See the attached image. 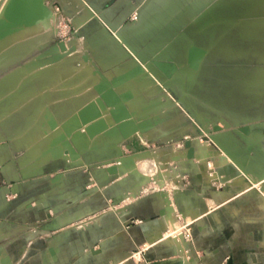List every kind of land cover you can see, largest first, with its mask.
<instances>
[{
	"label": "crops",
	"instance_id": "1",
	"mask_svg": "<svg viewBox=\"0 0 264 264\" xmlns=\"http://www.w3.org/2000/svg\"><path fill=\"white\" fill-rule=\"evenodd\" d=\"M83 1L100 24L91 29L93 17L81 28L92 40L104 32L114 43L107 39L112 47L105 49L101 44L99 60L91 59L100 72L114 78L120 66L135 60H159L158 56L165 54L167 59L180 62L184 51H171L177 38L219 2ZM121 53L126 55L123 62L119 61ZM139 97L144 102L158 98L142 91ZM160 128V135L172 132L170 122ZM105 137L93 149L114 147L121 152L117 146L120 141ZM142 159L134 161L139 164ZM92 161L87 156L76 162L59 157L42 165L31 162L23 166L13 147L0 142V264L264 261V201L252 188L235 191L234 186L219 180L208 181L194 159L180 163L185 174L180 176L178 191L167 184L170 191L163 193L142 186V175L130 169L129 158L120 159L124 170L118 166L115 175L107 172L109 166L93 168ZM169 215L176 221L171 222ZM177 230L180 234L171 238V231ZM251 246L256 248L255 258ZM137 254L140 262L132 259Z\"/></svg>",
	"mask_w": 264,
	"mask_h": 264
},
{
	"label": "rangeland",
	"instance_id": "2",
	"mask_svg": "<svg viewBox=\"0 0 264 264\" xmlns=\"http://www.w3.org/2000/svg\"><path fill=\"white\" fill-rule=\"evenodd\" d=\"M5 1L6 0H0V44L7 41L9 35L19 31L17 25L19 16H16V19H12L11 22H9V10L4 11L3 9ZM85 5L83 0H46L47 9L51 11H48L50 14H46L44 17L46 19L44 22V32L48 30L46 34L50 35L51 39L49 38V41L43 48L36 49L31 55L20 62L5 69L0 68V82L18 69L26 72L33 71L35 66L44 67L48 65L50 66V70L58 71V66L62 62L63 56L68 53H73L75 50V52H78L77 50L81 51L82 48L81 53L84 60L81 58L74 64L76 68L81 69V72H83V76L81 73V77L74 79V85L83 90L80 93L81 95H78L80 100L71 102L63 99L57 91L60 86H54L52 89L53 91L50 90V98L52 99L51 103H56H47L48 99H45V101L47 100L45 103L49 109L54 108L52 109V112L56 113L54 121L52 124L48 123L46 124L47 126L44 125L42 130L38 129L36 131L37 133L32 135L33 137L31 136L32 141H26V139H23L24 136H17L18 139L14 137L18 131V127H22L23 124V128L25 126V120L19 112L14 114L11 121H7L6 124H4L6 121H2L4 118L0 117V142L13 147L17 160L23 166H27L31 162H34V165H36V163L42 165L51 159L61 156L69 159V157L63 153V150L66 147L65 143L70 139V141L75 142V145L83 156H87V158L93 160L91 164L93 168L103 169L107 166H109L108 170L115 166L123 168L119 160L118 149L114 147L104 151L93 149V147L98 145L105 136L107 140L109 138L115 141H121L120 136L116 140L112 138V136L104 134L95 135L97 130L101 128L99 124L81 127L79 128L80 130L75 132L70 130L68 125H63L65 124L63 120H68L70 124L75 122L78 111L88 106L90 103L93 105L95 103L94 99L99 98V94L96 91L98 81H107L106 78L110 81V79L113 78L111 74L105 75L106 72H100L92 59L99 60L97 57L101 44H103L105 49L112 47L105 42L107 39L109 43H114L111 39L106 37L104 32H101L103 35L100 34L92 40V38H89L88 33L85 32V28H81L93 17L96 19L93 20L89 27L92 29V27H98L100 24L98 17L96 15L94 16L89 7ZM253 15H261L264 19V0H219L218 3L211 6L192 22L177 38V46L173 47L171 51L173 54H175L177 50L184 51L185 56L184 54L180 55V62L179 60L173 59L176 64H182L183 67L179 68L181 72L174 75L170 82L168 80V82L162 80L157 74L152 72L151 68L153 65L149 68L143 66V71L145 70V73L148 75L147 77L152 81L149 83V87L143 85L141 79H137V76L132 77L134 79L128 76L129 78L126 80H128V82L130 81L135 89H137V94H133L135 97L133 98L134 100L131 101H136V99L140 98L139 100H141V103L145 106L144 108H146V106L150 108L143 111L145 114L144 116L134 115L135 113H132L129 104L123 100L122 93L115 88L116 92L133 115V118L135 117L134 119L136 122L141 121V123L144 124H149V121L152 122L150 123L151 130H145L144 127H142L144 130L141 129V132L134 136L136 138L133 137L132 140L127 141L124 145H119V149L123 152V157L129 158L130 160V169L142 175L140 178L143 182V187L147 186L148 188H154L155 190L167 193L170 189L165 188V186L170 184L174 188L173 190L177 192V189L181 186L180 176L185 174V171L183 172V170H181L184 166L180 165L181 162L185 163L187 160L186 154L184 153L186 151L185 143L193 142V146L196 149L195 159L199 162L200 174L204 176L206 180H219L222 183H227L234 186L235 191H242L245 187L252 188V191L259 194L262 201H264V20H262V24L259 25V20L255 19ZM22 18L25 19V17ZM80 18L81 21H79ZM254 26L258 28L256 29ZM255 34L256 36L250 37ZM61 43H65L66 48L64 51L58 47ZM95 46L96 48H94ZM6 47L5 45L0 47L1 51H7ZM194 47H198L200 50L202 49V51L205 50L207 52L199 71L193 70L187 65L186 59L190 56V52ZM55 48L58 49L60 53L63 54L66 52V54L61 55L62 58L58 56V58L60 57L59 59L57 57L50 59L49 56H46V59L36 61V59ZM92 48L94 50H92ZM125 57L126 55L121 53L119 61L123 62ZM158 57H160L159 60H164L166 55L162 54ZM50 60L54 61L51 62ZM47 61L51 63L47 64ZM137 62L143 65L151 63V61H132V63L136 64ZM129 63L119 67L116 73L119 71H126V74L129 73L127 72L130 70L128 67L132 64ZM87 64L90 65L91 68L93 67L92 69L94 70H90V68L85 69L84 66H88ZM91 71L95 74L93 72L91 73ZM93 74L94 77H92ZM153 75L157 76L160 81ZM34 80L35 81L31 84H34L37 89H39L44 80L49 83L48 78L43 79L39 77ZM14 81L15 84H12V86H14L15 89L19 84L23 83V81L20 82V78H16ZM67 82L68 80L63 81V84L60 85H66ZM87 82L89 85L86 84ZM94 83L96 86H94ZM21 86L23 87V84ZM112 86H114V84ZM90 88L92 89L90 90ZM141 91L144 92L146 96H148L149 93L152 97L158 98L153 99L151 102H144L141 97H139ZM130 94L132 95V93ZM161 96L168 97L170 100L163 101ZM31 98L34 101L35 95L31 96ZM64 101L65 103H63ZM33 103L34 102L31 101L29 105L33 106ZM75 103L78 106H75L78 110H76L77 112L73 109L72 111L70 108V106H74ZM101 103L102 107H104V116L108 115L107 117H103V119H111L108 112L109 108L105 106L102 100ZM56 105L57 107L61 106L60 110H58L59 108L57 107L55 108ZM110 122H112L110 128L115 130L113 119H111ZM168 122L171 123L172 132L160 135V133H158L162 129L160 126ZM214 125L220 126L222 130L215 132L213 130ZM243 127H249L252 131L250 141L254 145V149L251 153L247 150V145L249 143L247 137L239 132V129ZM48 130H50L51 134L48 133ZM55 132L56 134L54 135ZM87 134L89 136H87ZM116 134L118 135L119 133L116 132ZM84 135L88 138L85 137V139H83L82 136ZM44 136L46 138L53 136L52 139H55L53 142H46L44 145L45 141L43 139L46 140ZM92 138L93 142L91 143ZM34 140L36 144L38 143L37 146L40 147L42 152L32 156L30 150L32 149ZM127 146H130L131 149H127ZM41 147L43 148L41 149ZM210 148L212 149L210 150ZM147 156L153 159H146L145 157ZM142 157L144 159H142L139 164L134 161V159ZM206 164L209 165V169ZM227 165H229V167H227ZM218 166H221V171L218 170ZM228 168L233 169H229V172L231 170V172L235 171L234 173H237L235 180L239 179L237 181L240 183L234 179L232 180L231 177L233 176H230L231 172H227ZM261 168L263 169L262 171ZM165 175L166 177H164ZM228 175L230 178H228ZM160 176H163L161 177L163 178L161 181ZM173 183H176L177 186ZM245 183L247 185H245ZM173 185H175V187ZM176 233L180 234L179 230L174 233L171 231V238H173ZM251 248L253 250L256 249L255 246H251ZM263 248L264 245H262V250ZM250 253L252 257L255 258L254 255L257 252L254 250ZM254 260H256L254 264H264L263 260Z\"/></svg>",
	"mask_w": 264,
	"mask_h": 264
},
{
	"label": "bare ground",
	"instance_id": "3",
	"mask_svg": "<svg viewBox=\"0 0 264 264\" xmlns=\"http://www.w3.org/2000/svg\"><path fill=\"white\" fill-rule=\"evenodd\" d=\"M63 1V0H62ZM251 2V1H250ZM81 6V5H80ZM86 6V5H85ZM87 7V6H86ZM4 11H7L9 10L8 13L9 14V19L10 20L9 22H11L12 19H16V16H19V19H17L16 21L18 22V28H19V31L15 34H11L9 35L8 37V40L7 41H4L3 44H0V47H2L3 45L7 46L6 49L7 51L4 50L1 51L0 49V68H8L10 67L11 65L15 64V63H18L20 62L21 60L25 59L27 56L31 55L36 49H41L43 48V46L46 45V43L49 41V38H50V35L46 34L48 33V30L47 32H44V29H45V21L46 19L44 18L46 14H50L48 11H51V10H48L47 9V6H46V0H6L5 1V6H4ZM2 9V10H3ZM88 9V8H87ZM1 10V12H2ZM3 13V12H2ZM85 12L83 11V14ZM88 13V12H87ZM53 14V12H52ZM89 14V13H88ZM87 14V15H88ZM261 14V13H259ZM30 15V16H29ZM54 15V14H53ZM82 15V14H81ZM85 15V14H84ZM263 15V14H262ZM48 16V15H47ZM254 16V15H253ZM252 16V18H253ZM22 17H25V19H23ZM80 17V16H79ZM84 17V16H83ZM89 17V16H88ZM87 17V18H88ZM255 19L259 20V25H261L263 22L262 20H264L262 18L261 15H257V16H254ZM48 18V17H47ZM53 18V17H52ZM82 18V16H81ZM81 18L79 21H81ZM90 18V17H89ZM92 18V17H91ZM75 19V18H74ZM78 19V18H77ZM86 19V18H85ZM26 20V21H25ZM50 20V19H48ZM14 21V20H13ZM24 21V22H23ZM53 21V20H52ZM4 22V21H3ZM8 22V23H9ZM80 23V22H79ZM49 24V23H48ZM52 24V23H51ZM9 26V25H8ZM50 26V25H49ZM81 26V25H80ZM47 27V26H46ZM78 27V26H77ZM261 27V26H260ZM263 27V26H262ZM79 28V27H78ZM254 28H258L256 26H254ZM3 29V27H2ZM46 31V30H45ZM6 32V31H5ZM15 32V31H14ZM102 34V33H101ZM53 35V34H52ZM103 35V34H102ZM253 36H256L255 35H251L250 37H253ZM260 36V35H258ZM5 38V37H3ZM51 39V38H50ZM5 40V39H4ZM7 42V43H6ZM95 42V41H94ZM74 43V41H73ZM71 44V43H70ZM77 44V42H76ZM80 46V45H79ZM97 46V44H96ZM96 46L94 48H96ZM70 47V46H69ZM82 47V46H81ZM93 47V46H91ZM72 48H73V45H72ZM68 50V49H67ZM72 50V49H70ZM74 50V49H73ZM92 50H94L92 48ZM76 51V50H75ZM74 51V52H75ZM78 52H73V53H68L67 55L63 56V60L62 62L59 64L58 66V71H54V70H50L48 65L42 67V66H35L34 67V70L33 71H22L21 69H18V70H15L13 73L9 74L3 81L0 82V117L1 118H4L2 121H6L4 124L7 123V121H11V119L13 118V115L16 114L17 112H19L24 120H25V126L23 128V125L22 127L19 126L18 127V131L16 133V136L14 135V137L16 138L17 136L21 137V136H24L23 139H26V141L31 140V136L34 135L35 133H37L36 131L38 129L42 130V127L45 125L47 126L46 124H52L53 121H54V118H55V114L56 113H53L52 109H49V107L46 105V101L45 99H48L47 103H50V104H54V103H51L52 102V99L50 98V90H52L54 88V86L58 85L60 86L57 91H58V94L60 95V97H62L63 99H66L67 101H71V102H75V101H78L80 100L79 96L78 95H81V91H83L82 89H79L78 87H76L75 84V80L74 79H77L79 77H81V73H82V76H83V72H81V69H78L75 67V63L77 60L81 59L82 58V48H81V51L80 50H77ZM98 51V50H97ZM96 51V52H97ZM69 52V51H68ZM60 54V55H59ZM63 54H66L63 53ZM62 53L59 52L58 49H54V50H51L50 52L46 53L45 55H42L40 58L36 59V61H42L44 59H46L47 57L46 56H49L50 59H53V57H57L61 55H63ZM98 56H99V52H98ZM46 57V58H45ZM59 57V58H60ZM56 58V59H57ZM58 58V59H59ZM62 58V57H61ZM85 58V57H84ZM99 59V57H97ZM83 59V58H82ZM86 59V58H85ZM55 60V59H54ZM53 60V61H54ZM84 60V59H83ZM82 60V61H83ZM51 61V60H50ZM48 62L47 61V64L53 62ZM56 61V60H55ZM85 62V61H84ZM86 62H89V61H86ZM35 63V62H34ZM132 63V62H131ZM129 63V64H131ZM45 64V63H43ZM91 64V63H90ZM88 65V64H87ZM52 66V65H51ZM93 66V65H92ZM85 69L86 68H90V70L93 68H91L90 65L88 66H84ZM121 67V66H120ZM139 67L138 64L136 63H132L128 68H130V70H128L127 72H131L134 68H137ZM154 68H156V70L154 71ZM143 69V67H142ZM152 72H154L155 74H157L162 80H166V82H170L171 79H168L166 78V76L161 73L158 68L156 66H153L151 68ZM94 70V69H92ZM85 71V70H84ZM93 71H91L92 73ZM145 72L142 71L141 73H139L137 76V79H141V82L143 85H148L149 86V83L152 82L147 76V74H143ZM85 73V72H84ZM94 73V72H93ZM117 76H118V80L116 81L114 79V77L112 79H110V81H108V79L106 78L107 81H102V82H99L98 81V85L96 87V91L98 92H102L103 91V88L101 87L102 85H107V86H111L114 84L115 85V88L118 89V91H120L122 93V97H123V100L126 101L128 104H129V108L131 109L132 113H135L134 115L136 116H144V112L145 110H148L150 109L149 106H146V108H144L145 106H143V104L141 103V100L136 99V101H131V100H134L133 98L135 97V95L133 96V94H137L136 92V89L134 87V85L128 80H126L127 78H129L127 75L129 73L126 74V71H119L117 72ZM95 74V73H94ZM94 74L92 77H94ZM97 74V73H96ZM86 75V73H85ZM43 78V79H49V83L46 82V80H44V82L42 83V85L39 87V89H37L36 86H34V84H31L33 83L35 80L34 79H37V78ZM85 77V76H84ZM90 77V75H89ZM97 77V76H95ZM16 78H20V82L23 80V83L19 84V86L15 89L14 86H12V84H15V79ZM34 78V79H32ZM99 78V77H98ZM97 78V79H98ZM116 78V77H115ZM105 79V78H104ZM114 79V80H113ZM134 79V78H132ZM136 79V77H135ZM144 79H146V82H143L145 81ZM148 79V80H147ZM68 80V82L66 83V85H60V84H63V81H66ZM80 80V79H79ZM100 80V79H99ZM103 80V79H102ZM113 82H112V81ZM168 80V81H167ZM51 81V82H50ZM89 81V80H88ZM90 82V81H89ZM138 82V81H137ZM65 83V82H64ZM23 84V87L21 86ZM86 84L89 85V83L87 82ZM95 84V83H94ZM29 85V86H28ZM78 86V85H77ZM96 86V84L94 85ZM88 87V86H87ZM92 87V86H91ZM22 88V89H21ZM92 88H90L91 90ZM53 91V90H52ZM56 91V89H55ZM87 91V90H86ZM89 92V91H87ZM83 93V92H82ZM132 93V95L130 94ZM85 94V92H84ZM35 95V99L33 101V99L31 98V96ZM83 95V94H82ZM86 95V94H85ZM84 96V95H83ZM82 97V96H81ZM61 98V100H62ZM94 99V98H93ZM92 100V99H91ZM138 100V101H137ZM34 102L33 103V106H30L29 103L30 102ZM94 106H96L102 113L103 117H107L108 115H105L104 116V107H102V103H101V100H100V96L99 98H95L94 99ZM65 103V101L63 102ZM67 103V102H66ZM160 103V102H159ZM60 104V103H59ZM162 104V103H161ZM91 105V103L89 104ZM88 105V106H89ZM159 105V104H158ZM30 106V107H29ZM77 104L75 103L74 106H70L71 110H77L76 107ZM166 106V105H165ZM168 106V105H167ZM57 107V105L55 106V108ZM61 107V106H60ZM60 107H57L59 108L58 110H60ZM78 107V106H77ZM80 107V106H79ZM87 107V106H86ZM163 107V106H162ZM69 108V107H68ZM69 108V109H70ZM144 108V109H143ZM49 110V111H47ZM72 110V111H73ZM70 111V110H69ZM78 111V110H77ZM76 111V112H77ZM108 111V110H107ZM75 112V113H76ZM109 112V111H108ZM70 114V112H69ZM73 114V113H72ZM153 114V113H152ZM160 115V114H159ZM57 116V115H56ZM77 116V115H76ZM149 116V115H148ZM76 121L73 122V123H69L68 120H63V122H65V124L63 125H68L69 129L72 130L73 132L77 131V130H80L79 128H81V123H80V120L78 118V116L76 117ZM135 118V117H134ZM137 118V117H136ZM112 119V118H111ZM104 120L103 123H100L99 126L101 128H99L97 130V132L95 133V135H100V134H104V135H107V136H112V138L114 139H118L119 136H120V133L119 131L117 130V127H116V124H115V130H112L110 128V126L112 125V122H110V120ZM140 120V119H139ZM1 121V122H2ZM138 121V120H137ZM62 122V121H61ZM62 122V123H63ZM139 122V123H138ZM138 125L140 127V131L139 133L141 132V129L142 130H151L149 129V124L152 123L151 121H149V124H144V123H141V121H138ZM24 123V122H23ZM153 125V124H152ZM7 126V125H6ZM52 126V125H50ZM144 127V129L142 128ZM78 128V129H76ZM83 128V127H82ZM48 129V128H47ZM51 129V128H50ZM68 129V128H67ZM52 130V129H51ZM49 131V132H48ZM47 132L50 133V130H48ZM71 131V132H72ZM47 132H46V135H47ZM53 132V131H51ZM119 133L118 135L116 134ZM137 133V134H139ZM51 134V133H50ZM56 134V132L54 133V135ZM59 134V133H58ZM136 134V135H137ZM71 135V134H70ZM103 135V136H104ZM48 136V135H47ZM58 136V135H57ZM69 136V135H68ZM87 136H89L87 134ZM87 136H82L83 139H85V137ZM13 137V136H12ZM18 137L16 139H18ZM33 137V136H32ZM51 137V136H49ZM49 137H45V139H43L45 142H44V145L46 144V142H53V140L55 139H52L53 136L51 138ZM67 137V136H66ZM102 137V136H101ZM121 137V136H120ZM30 138V139H29ZM60 138V137H59ZM88 138V137H87ZM95 138V137H93ZM93 138L91 140V143L93 142ZM68 139V138H67ZM96 139V138H95ZM109 139V138H108ZM80 140V139H79ZM90 140V139H89ZM101 140V139H100ZM24 141V140H23ZM24 141V142H26ZM81 141H82V138H81ZM80 141V142H81ZM19 142L21 143V141L19 140ZM23 142V143H24ZM82 143V142H81ZM96 143V142H95ZM18 144V143H17ZM38 144V143H37ZM35 140L32 144V149L30 150L31 152V155L32 156H35L36 154L38 153H41L42 151L40 150V147L37 146ZM43 144V143H42ZM193 144V142H192ZM20 145V144H19ZM83 145V144H82ZM43 147H41L42 149ZM212 148H210L211 150ZM65 152V148L63 150ZM63 152V153H64ZM213 152V151H212ZM196 153V152H195ZM38 156V155H37ZM68 156V155H66ZM146 159H153L152 157L150 156H147L145 157ZM156 162V161H155ZM204 162V161H203ZM202 163V162H201ZM232 163V162H231ZM203 164V163H202ZM250 164V163H249ZM248 164V165H249ZM204 165V164H203ZM207 165V164H206ZM221 165V164H219ZM254 165V164H253ZM202 166V165H201ZM205 166V165H204ZM204 166H202L203 168H205ZM209 165H207L208 167ZM223 166V165H221ZM221 166H218L220 170V167ZM251 166V165H249ZM227 167H229V165H227ZM231 167V166H230ZM258 168V167H257ZM209 169V167H208ZM229 169L233 170L232 168H228L227 172H229ZM252 169V168H251ZM255 169V168H254ZM205 170V169H204ZM222 170V169H221ZM220 170V171H221ZM226 170V169H224ZM230 170V172H231ZM263 169L261 168V171ZM206 171V170H205ZM229 172V173H230ZM233 172V173H232ZM230 176L232 175L233 177L232 180L236 179L237 177V173L235 174L234 172L235 171H232ZM166 174V173H165ZM163 176H160V181L161 178ZM166 177V175L164 176ZM235 177V178H234ZM228 178L229 175H228ZM227 178V179H228ZM177 180V179H176ZM230 180V179H229ZM239 180V179H237ZM235 180V181H237ZM178 182V181H177ZM239 182V181H237ZM172 183V182H171ZM179 183V182H178ZM240 183V182H239ZM173 184H176V183H173ZM245 185H247L245 183ZM175 187V185H173ZM177 186V184H176ZM246 188V187H245ZM167 211V210H164V212ZM163 212V213H164ZM170 217V221L171 222H175L176 219L175 217H173V215H169ZM176 216V215H175ZM170 222V223H171ZM175 224V223H173ZM147 247V246H146Z\"/></svg>",
	"mask_w": 264,
	"mask_h": 264
},
{
	"label": "water",
	"instance_id": "4",
	"mask_svg": "<svg viewBox=\"0 0 264 264\" xmlns=\"http://www.w3.org/2000/svg\"><path fill=\"white\" fill-rule=\"evenodd\" d=\"M204 13V12H203ZM58 47L61 48L62 51L65 50V43H61ZM207 55V52L205 50L202 51L198 47H194L191 52L190 56L187 57V65L189 68L199 71L201 69L202 63L205 60V57ZM137 61V60H135ZM139 67L134 68L127 76L130 78L138 75L143 71L142 67H151L156 66L158 70L163 73L166 78L172 79L174 75L177 73H180L181 70L179 69L178 64L175 63L173 59H167L165 61L163 60H153L151 63L143 65L139 62ZM155 78L159 80V78L155 75H153ZM116 81L119 79L118 77L114 78ZM160 81V80H159ZM162 83V82H161ZM167 85V84H166ZM103 88L102 92H99L100 99L103 101L105 106L109 108V115L113 119L114 123L116 124L117 130L120 133L121 141L117 143V146L124 145L127 141L132 140L133 137L139 133L140 127L133 118V115L129 111L128 107L126 106L125 102L122 100V98L118 95V93L115 90L114 86H107L102 85ZM78 118L80 120L81 126L86 127L93 124H100L103 123V115L101 111L94 105H89L87 107L82 108L77 113ZM149 129H151L149 124ZM215 132H219L222 130L220 126L214 125ZM239 132L244 134L249 143L247 145L248 152H252L254 149V145L251 143V134L252 131L249 127H243L239 129ZM74 142V141H73ZM70 141V139L65 143V155H68L69 160L71 162H76L80 160L83 156L81 152H79L78 147L75 145V142L73 143ZM186 148V159L187 160H194L196 158L195 148L192 144V142H186L185 143ZM127 149H131L130 146H127ZM119 160L124 158L123 152H118ZM64 157V156H61ZM59 158V157H58ZM121 162V161H120ZM109 174L115 175L118 172V166H115L114 168H109L108 170ZM59 178H62L59 176ZM51 253H53V250H50Z\"/></svg>",
	"mask_w": 264,
	"mask_h": 264
},
{
	"label": "built area",
	"instance_id": "5",
	"mask_svg": "<svg viewBox=\"0 0 264 264\" xmlns=\"http://www.w3.org/2000/svg\"><path fill=\"white\" fill-rule=\"evenodd\" d=\"M189 236V235H188ZM138 257L136 256H133L132 259L135 261V262H140L141 258L139 256V254H137Z\"/></svg>",
	"mask_w": 264,
	"mask_h": 264
}]
</instances>
